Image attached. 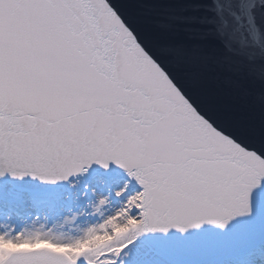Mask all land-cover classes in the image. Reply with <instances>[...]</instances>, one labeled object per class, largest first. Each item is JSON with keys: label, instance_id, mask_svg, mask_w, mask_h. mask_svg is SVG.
Segmentation results:
<instances>
[{"label": "snow or ice", "instance_id": "6c2138e0", "mask_svg": "<svg viewBox=\"0 0 264 264\" xmlns=\"http://www.w3.org/2000/svg\"><path fill=\"white\" fill-rule=\"evenodd\" d=\"M131 3L0 0V264H264V0Z\"/></svg>", "mask_w": 264, "mask_h": 264}, {"label": "water", "instance_id": "95a60500", "mask_svg": "<svg viewBox=\"0 0 264 264\" xmlns=\"http://www.w3.org/2000/svg\"><path fill=\"white\" fill-rule=\"evenodd\" d=\"M111 2V0H110ZM132 0H117V6L120 8L122 13L125 15L126 18H128L130 21L137 20L136 17V7L133 5ZM137 24L140 25V22L137 20ZM140 27H144L143 25H140ZM195 104V101H193Z\"/></svg>", "mask_w": 264, "mask_h": 264}]
</instances>
